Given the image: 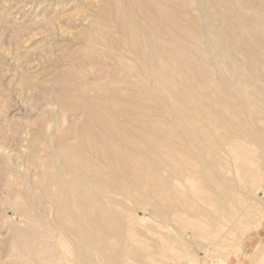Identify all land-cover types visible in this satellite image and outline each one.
Wrapping results in <instances>:
<instances>
[{"label":"rangeland","instance_id":"obj_1","mask_svg":"<svg viewBox=\"0 0 264 264\" xmlns=\"http://www.w3.org/2000/svg\"><path fill=\"white\" fill-rule=\"evenodd\" d=\"M109 1L0 0V264H261L264 235V147L262 148L264 139H254L253 135L249 138L247 133L256 131L264 136L263 0H195V2L154 0L155 4L151 0V12L147 8L145 9L147 14L135 11L134 4L129 0H114L117 6L113 5V0ZM148 1L139 0L145 7L149 5ZM160 1L162 4H158ZM190 2L191 4H188ZM225 3L228 6H225ZM107 4H111L108 8L112 10H108ZM238 4L242 5L241 8L244 7L241 9ZM163 9L168 15H171L173 10V19L183 22L181 24H185L189 30L193 28L192 25L197 26L194 27L195 34H201L205 24L211 23L212 32L214 29V33L217 34L212 36L216 38L218 33H227L228 43L238 55L240 73L236 74L228 63L216 58L212 70L217 90L213 92V97L207 95L208 90L205 88L201 91L203 98L212 97L214 106L211 105L209 112L214 116L219 115L216 116L218 124L210 126L205 123L204 113L198 109L200 107L198 103H192L185 108L186 111L184 110L183 116L187 114L185 119L192 116L198 119L196 120L198 123L194 121L192 124L196 123L197 128L201 127V136H197V139L203 138H200L202 141L200 139L197 141L208 146L203 157L194 151H187L188 148L185 147H189L192 142L186 135L180 134L183 124L170 116V110L165 105L155 104L154 94L143 91L139 88V83L135 85L128 81V75L132 70H138L135 65L138 67L140 61L132 58L131 37L120 29L121 20L129 21L132 27L138 28L149 15L150 22L155 23L158 12ZM248 11L249 13H246ZM105 14L110 17H106ZM228 15L230 18L226 20L225 16ZM97 18L98 21L95 22ZM98 22L100 24H97ZM95 34L102 40L107 37L103 40L104 44L103 41L102 44L93 41ZM116 39L120 40L123 46L117 47V55L113 53L115 57L117 56L115 58L110 55L115 50L110 48ZM125 63L128 68L125 67ZM221 82L225 88L221 86ZM237 83L238 89L235 86ZM230 92L236 101L232 104L229 102ZM86 103L95 105L98 112L113 117L115 122L124 128L130 123L131 126L129 125L127 129L142 128L138 122L145 120L151 122L154 134L150 138H155L153 141L161 137L158 131L162 130L164 132L162 135L166 138L163 145L167 154L157 160L158 165L160 161L167 164L171 160L187 165L189 161L191 164L192 160L196 168L200 166L198 169L203 171L193 175L195 179L192 183L195 186L192 183L188 185L175 182L174 172L153 169L163 179L160 190L131 191L128 197L119 196L124 199L121 208L123 211L119 213L118 220L111 224V229H114L112 233L109 232L108 237L102 239V246L82 251L79 237L64 225L66 223L64 218L66 220L67 218L63 217L60 211L57 188L53 185L51 177L56 169L51 167L48 161L53 157L54 151L62 150L78 154L75 157L79 156L81 160L91 159L88 154H83L84 144L90 139V135L87 131L79 133L78 130L88 122H91L93 130L102 132V129L96 121L88 120L84 108ZM153 104L154 109L151 108ZM159 109L161 113H158ZM244 111L248 114L246 115ZM134 118L140 119L135 121ZM152 119H155L154 122ZM259 120H262V124ZM160 125L162 126L159 127ZM170 132H173L172 136H169ZM234 134L239 138H233ZM176 135L182 136L181 141ZM169 138H172L170 139L172 141L168 140L167 144L166 140ZM209 139L214 143L211 140L210 143ZM259 143L262 146H259ZM173 144L178 147L181 144V153L180 147L178 149ZM144 145L142 142L141 146ZM126 151L129 154L135 153L131 150ZM182 153L189 155L182 156ZM147 162L145 158L141 159L142 165ZM157 164L153 165L154 168L158 166ZM258 173H262L261 178L254 183L250 175ZM167 185L168 189L165 187ZM198 186L203 190H211L222 199L221 202L226 203V208L203 203L205 205L203 211L214 213L218 210L226 215L221 221V226L212 225L199 218L201 200L192 194L191 189ZM176 198L182 199L184 204L183 202L179 204ZM170 205L172 207L175 205L171 211ZM166 212L170 214L169 221L161 217V214L166 215ZM238 220L244 223L240 224ZM115 255L118 261L112 259Z\"/></svg>","mask_w":264,"mask_h":264},{"label":"bare ground","instance_id":"obj_2","mask_svg":"<svg viewBox=\"0 0 264 264\" xmlns=\"http://www.w3.org/2000/svg\"><path fill=\"white\" fill-rule=\"evenodd\" d=\"M129 1L131 2V4H134L133 8L135 9V11L140 12V13H142V12L146 13L145 9L148 8V10L151 12V7H152V5H150L151 0H149V1L147 0L149 2V5H147L148 4L147 3L146 7L142 3H140L139 0H129ZM182 1L185 2L188 0H182ZM189 1H192V0H189ZM108 2H110V1L108 0ZM130 2H128V3H130ZM151 2L154 3V0ZM194 2H195V0H194ZM263 2H264V0H263ZM111 3H112V1H111ZM160 3H161V1L158 4H160ZM156 4H157V2H156ZM188 4H191V2ZM196 4H197V1H196ZM104 5H106V4H104ZM110 5L107 4V8ZM113 5L117 6V4L114 3V0H113ZM224 5L226 6L227 4L225 3ZM172 6H174V5H172ZM241 6L238 4L239 8H241ZM245 6H246V4H245ZM155 7H157V6L155 5ZM159 7H163V5H161V6L159 5ZM200 7L203 8L204 6H200ZM109 8H108V10H112V8L111 9H109ZM154 9H156V8H154ZM244 10H245V8H244ZM174 11H175V9H174ZM109 12H111V11H109ZM242 12H243L242 14H244V11H242ZM116 13H117V11H116ZM177 13H179V12H177ZM202 13H203V11H202ZM246 13H249V11ZM170 14L171 15L166 14L164 9H163L162 11H160V13L158 12V14H157L158 17L156 18L155 23L150 22L151 19L149 17L150 15H149L145 18V20L141 23V25L138 28H137L136 24H135L136 27H132L128 23L129 21L126 22L124 20H121L120 29L124 33L125 32L128 33L130 35V36L127 35L129 38L131 37L130 52H132V54H133L132 58H133V60L135 59V60L140 61L139 62L140 64L138 65V67H136V65H135V68H138V70L134 69V71L132 70L131 74L128 75V77H129L128 81L130 84H135V85H138V83H139V88L143 89V91H145L146 93L149 92V93L154 94L155 98L153 97L152 94H151V96L153 97V99L156 100L155 104H157L159 106L165 105L168 108V110H170V116L175 118L178 122H181L185 126L184 127L183 125H181V127L183 129L181 128L182 132L180 134L186 135V137L190 140V142H192L189 147H185L186 149L188 148L187 151L188 152L194 151L197 155H199L200 157H203V153H205L208 146L204 145L203 142H198L201 137L200 138L198 137L199 139H197V136H201V132H202V131L200 132L201 127L197 128L198 125H196V123H198V122H196V120H198V119L197 118L194 119L195 116H192V118L194 120L191 117H186V119H185V116L187 114L185 116H183L184 110L188 105H190L192 103H198V104H200V107H201L200 108L198 106L199 107L198 109L204 113L205 117L203 119L205 120V123H208L210 126L214 125V124H218V122L216 121L217 120L216 116L218 117L219 115L216 114V116H214L209 112L210 111L209 109H210L211 105L213 104L212 103L213 92H215L217 90L215 83H214V71L212 70L213 61L216 60V58H217V60L221 59L222 61L228 63V65L235 70L236 74H237V72L240 73L241 67L239 66V64H237L239 62H238V55H237V53H235L236 51L234 52L231 49L232 47L230 46V43H228V34L227 33H218V36L216 38L213 37L214 34H216V33H214V29L212 32V28H213L212 24L208 22L209 24L208 23L205 24V27H203L201 34H195L194 27H197V26L192 25L193 28H191V30H192L191 31L187 27H185V24H181L183 22H180L178 19H173V17H174V16H172L174 14L173 10H172V13H170ZM191 14H193V13H191ZM120 15H121V13H120ZM100 17H101V15H100ZM106 17H110V16L106 15ZM201 18H203V16ZM229 18H230L229 15L225 16L226 20H228ZM97 21H98V18L95 22H97ZM101 21H100V23H101ZM102 22L106 23V21H102ZM100 23L98 22L97 24H100ZM246 24L247 23H245V25ZM107 25H109V24H107ZM225 25H227V24H225ZM236 25H238V23ZM198 26H199V23H198ZM108 27H111V26H108ZM215 27H217V26H215ZM239 27H237V28H239ZM238 30H240V29H238ZM248 32H250V31H248ZM96 34H97V32H96ZM96 34L93 35V41L95 43L102 44L101 41H103L107 38L106 37L105 39L102 40ZM101 35H100V37H101ZM109 35H111V34H109ZM116 35H118V34H116ZM119 38L120 37H118V39ZM235 41L233 43H235ZM104 42L105 41H103V44H104ZM121 43L122 42L120 40H117V39L113 40V42L111 44L112 47L110 49L115 50V52L114 51L111 52L112 50L109 49L112 54H110V53H108V54L115 57L114 54L117 55V52H116V50H118L117 47L119 48V47L123 46V45H121ZM257 44L259 45V42H257ZM105 45H108V44H105ZM255 47H257V46H255ZM213 51L215 53H213ZM104 57H106V56H104ZM123 59H125L124 56H123ZM251 61H252V59H251ZM125 65H126V63H125ZM262 65H263V61H262ZM125 67H127V65ZM129 69H130V67H129ZM69 71H70V69H69ZM243 71H244V69H243ZM112 72H114V71L112 70ZM251 72L253 73L252 70H251ZM261 72L263 73V69ZM128 73H130V72H128ZM258 73H260V72H258ZM258 73H257V76H258ZM224 74L225 73H223V75ZM243 76H244V74H243ZM119 77H121V75ZM124 78H126V76ZM261 80H262V77H261ZM225 84H226V82H225ZM221 86H223L222 82H221ZM235 86L237 88L239 86V84L237 83ZM242 86H243V84H242ZM223 87L225 88V86H223ZM203 88H205V90H208L207 95H210L212 97L207 98V99L205 97L203 98L201 96V91ZM258 88H259V85H258ZM227 89H228V87H227ZM130 91H132V90H130ZM262 91H263V89H262ZM145 92L143 94H145ZM135 93L137 94L136 91H135ZM103 94L106 95L105 92ZM220 94H221V92H220ZM230 94H231V92H230ZM131 95H132V92H131ZM116 96L118 97V93ZM121 96H122V94H121ZM123 96L125 97L124 94H123ZM230 96H231V98H230L229 102L232 104L235 101V99H234L235 97L232 94ZM142 97H143V95H142ZM146 98H148V97H146ZM216 98H218V97H215V99ZM150 99H151V97H150ZM215 99L213 101H215ZM134 100H136V99H134ZM218 101H219V99H218ZM243 101H244V99H243ZM116 102H117V100H116ZM220 102H221V100H220ZM245 104H246V102H245ZM249 105H250V103H249ZM212 106H214V105H212ZM108 107H109V105H108ZM130 107H131V105H130ZM153 107H154V104H153V106H151V108H153ZM84 108L86 110L85 113L87 114V118H89L88 120L96 121V124L99 125L100 128L102 129V132H98V131H96V129L93 130L91 128V125H90L91 122L90 123L88 122L89 124L88 123L84 124L82 126V128H80L78 130L79 133L87 131L88 134L90 135V139L84 144L85 153H83V154H86V155L88 154L89 156H91V159L90 160L89 159L88 160L87 159L81 160L78 158L79 156L75 157L78 154L72 153L70 151H69V153H67L68 150H67V152L62 150L59 152L54 151L53 157H51L50 161H48L51 164L50 166L53 168L55 167V169H56L54 173L52 172L53 174H51V177L53 178V181H52L53 185H55L57 188V196H59L58 205L60 207V211H62L63 217L67 218V220L64 218V221L67 223V224L65 223L64 225H67L66 228L69 227V230L74 232L79 237L78 238L79 242L81 240L80 249L82 251H86V249H89V248L94 247V246H102L101 245V242L103 241L102 239L105 236H107V234L109 232L112 233V231L114 229H111V224L118 220L119 213L121 211H123V209H121V208H122V204L124 203V199L119 197V196L128 197L131 195V191L143 192L145 190H148V191L151 190V191L156 192V191L160 190V187L162 186L163 179L161 178V176H158V174H156V171L153 169H156L158 171L161 170L162 172H169V173L174 172L173 173L174 177L172 175L171 176L173 177V180L175 182H179L181 184L187 183L188 185H190V183H192L193 179H195L193 176L195 173H198V171L199 172L203 171V170L198 169L200 166L199 167L197 166L198 168H196V165H194L195 163L194 164L192 163V160H191L192 165L189 164L190 161L187 165H185L183 162H182L183 164H181V163L178 164V163H176L178 161L175 162L174 160H171L167 164L166 163L162 164L163 162L160 161V164L158 165L157 163L159 161L157 162V160H159V158H162L165 154H167V150H166L165 146L163 145L164 139H166V138L163 137L164 132L162 130L158 131V134H160V136H161L158 138V140L153 141V139H155V138H150V136L151 135L153 136V134H154L152 131V130H154L153 126L150 124L151 122L145 120L144 122L140 123L137 121L138 124L140 126H142V128H141L138 125L141 129L140 128L137 129V127H136V130L127 129L128 126L130 125V123H128L129 125H126L127 126L126 128L122 127L121 125H119L115 122V119L113 117H109L108 115H105V114L103 115V112H98L95 108V105H93V104L89 103L87 105H84ZM113 108H114V106H113ZM117 108H121V107H117ZM127 108H125V110ZM144 108H146V106ZM153 109H151V111ZM244 109H246V108H244ZM252 109H253V107H252ZM155 110H156V107H155ZM204 110L206 112H204ZM250 110H251V108H250ZM135 111H137L136 107H135ZM211 111H212V109H211ZM222 111H223V109H222ZM259 111H261V110H259ZM153 112H154V110H153ZM230 112H231V110H230ZM151 113H150V115H151ZM158 113H161L160 109H159ZM214 113H216V112H214ZM244 113H246V115L248 114L246 111H244ZM123 114H125V112H123ZM127 114H129V112H127ZM263 114H264V112H263ZM118 115H119V113H118ZM152 115H153V113H152ZM158 115H160V114H158ZM195 115H196V113H195ZM252 116L254 117V115H252ZM263 116L264 115H262V117ZM130 117H128V118L132 119V115H130ZM138 117H139V115H138ZM197 117H198V113H197ZM201 117H202V115H201ZM258 117H259V115H258ZM150 118H152V116H150ZM199 118H200V116H199ZM233 118H234V120H236L235 117H233ZM252 118H250V119L253 120L254 118L253 119ZM136 119H138V118H136ZM136 119H135V121H136ZM155 119L157 120V118H155ZM247 119H249V118H247ZM127 120H129V119H127ZM142 120H143V118H142ZM154 120L152 119L153 122H154ZM185 121H186V123H185ZM194 121L196 123L192 124V122H194ZM249 121L250 120H248V123H249ZM228 122H230V121L228 120ZM261 122H262V120L260 121V123ZM263 123H264V121H263ZM160 124H161V121H160ZM162 124H163V122H162ZM254 124H255V122H254ZM261 124H259V125H261ZM166 125L168 126V123H166ZM195 125H196V127H195ZM161 126L162 125H160L159 127H161ZM167 126H166V128H168ZM231 126H234V125H231ZM157 127H155V130ZM174 127H175V125H174ZM205 128L207 129L208 127H205ZM227 128H229V127H227ZM261 128H263V127L261 126ZM176 129H177V127H176ZM223 131H224V128H223ZM257 132H259V131H257ZM171 133L173 134V132H170L169 136L170 135L172 136ZM158 134H156V135H158ZM165 134H166V132H165ZM176 134H178V133H176ZM215 134L217 135V133H215ZM225 135H227V134H225ZM252 135H253L254 139L255 138H257L258 140L264 139V136H261V134L259 135V133H256V131L252 132V133L251 132L247 133V137H249V138L252 137ZM176 136H178V135H176ZM210 136H212V135H210ZM221 136H223V133ZM258 136H261V137H258ZM178 137L181 141L182 136H178ZM224 137H226V136H224ZM236 137L239 138V136H237V134H234L233 138H236ZM170 139H172V138H169L166 140L167 144L169 142L168 140H170ZM206 139H208V138H206ZM206 139H205V142H207ZM211 139L208 140L210 143L212 141ZM220 139H218V141ZM112 140H114V141H112ZM115 141H117V142H115ZM170 141H172V140H170ZM194 141L196 143H194ZM203 141H204V139H203ZM142 142L145 143L144 147H142L143 145L141 146ZM212 142L214 143V141H212ZM225 142H227V141H225ZM170 143L172 144V142H170ZM173 143H174V141H173ZM205 144H208V143H205ZM173 145H176V144H173ZM173 145H171V147ZM184 145L185 144H183V146ZM209 145H211V144H209ZM245 145H247V143H245ZM180 146H181V144H180ZM217 146L215 148H217ZM259 146H262V144L259 143ZM179 147H178V149H179ZM231 147H232V149L234 148L233 145H231ZM249 147L251 148V146H249ZM263 147L264 146H262V148ZM209 148H211V147H209ZM173 149H176V148H173ZM126 150H131L135 153L134 154L132 153L133 154L132 155V154H129L128 151H126ZM176 150H173V151H176ZM187 151H186V153H187ZM81 152H82V150H81ZM179 152L181 153V147H180ZM186 153H182L181 155L184 156L183 154H186ZM67 154H70L71 156L70 155L68 156ZM249 154H250V152H249ZM175 155H176V153H175ZM186 155H189V153ZM172 157H175V156L172 155ZM176 157H177V155H176ZM186 157H188V156H186ZM248 157L250 158V156H248ZM142 158H145L148 162L142 165L141 164ZM181 158H178V159H181ZM211 161H212V159H211ZM187 162H188V159H187ZM154 164L155 165L157 164L158 166H156V168H154V166H153ZM251 165H253V164H251ZM214 166H216V165H214ZM239 166H240V163H239ZM201 169H204V168H201ZM236 171H237V168H236ZM167 175H169V174H167ZM260 175H262V173H260V174L258 173L255 175L252 174V175H250V177L252 178V180L255 183V181L257 179L261 178ZM217 176H218V174H217ZM51 177H50V179H51ZM165 177H167V176H165ZM203 177H201V178H203ZM192 184L195 185L194 183H192ZM199 184H201V183H199ZM165 187H166V189H168V185ZM223 188H224V186H223ZM191 189H192V194L199 197L201 200V202H200L201 208H199V211H198V215L200 216L199 218L207 221L208 223H210L212 225L221 226L222 225L221 221L225 218L226 215L224 213H222L221 211H218V210L215 211L214 213H211L210 211H203L202 209L205 206L203 203H205L206 205H209V206L210 205H213V206L217 205V207L221 206L222 208H226V206H225L226 203L221 202L222 199L218 198L213 192H211V190H206V189L203 190L201 188V186L191 188ZM174 191H176V190H174ZM159 194H160V192H159ZM173 195H174V193H173ZM184 195H186V194H184ZM183 197H185V196H183ZM185 198L183 200H185ZM176 199L178 200V198H176ZM181 202H183L182 199L178 200L179 204H181ZM187 203H188V201L185 202V204H187ZM183 204H184V202H183ZM173 207L171 206L170 211L173 209ZM219 210H220V208H219ZM190 211H191V208H190ZM62 214H60V215H62ZM169 216H170V214L168 212H166V215L161 214V217L163 219H165L166 221H169V218H168ZM188 218H190V217H188ZM237 222H240V224L244 223L240 220H238ZM65 233H67V232H65ZM116 233L118 234V231H116ZM65 247H66V245H65ZM115 256L112 259H115V260L118 259L117 256L116 257ZM116 261H118V260H116Z\"/></svg>","mask_w":264,"mask_h":264},{"label":"crops","instance_id":"obj_3","mask_svg":"<svg viewBox=\"0 0 264 264\" xmlns=\"http://www.w3.org/2000/svg\"><path fill=\"white\" fill-rule=\"evenodd\" d=\"M263 238V241H262V246H263V253H262V256H261V264H264V235L262 236Z\"/></svg>","mask_w":264,"mask_h":264}]
</instances>
